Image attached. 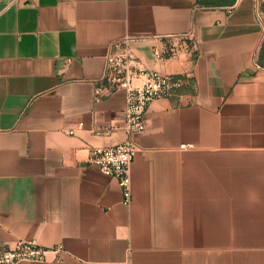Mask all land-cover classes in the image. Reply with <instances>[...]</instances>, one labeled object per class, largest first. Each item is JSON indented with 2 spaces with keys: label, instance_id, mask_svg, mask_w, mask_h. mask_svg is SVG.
<instances>
[{
  "label": "crops",
  "instance_id": "crops-1",
  "mask_svg": "<svg viewBox=\"0 0 264 264\" xmlns=\"http://www.w3.org/2000/svg\"><path fill=\"white\" fill-rule=\"evenodd\" d=\"M203 1L0 0V244L63 246L18 264H264V10ZM190 30L192 58L153 59V37ZM123 37L190 76L133 135L129 204L86 163L126 137L123 91L93 94Z\"/></svg>",
  "mask_w": 264,
  "mask_h": 264
},
{
  "label": "built area",
  "instance_id": "built-area-1",
  "mask_svg": "<svg viewBox=\"0 0 264 264\" xmlns=\"http://www.w3.org/2000/svg\"><path fill=\"white\" fill-rule=\"evenodd\" d=\"M239 0H234V3ZM145 38L123 37L110 46L106 54L102 75L93 83L96 100L108 97L117 91L124 93L123 132L125 139L109 146L88 148L86 163L102 173L113 177L121 189L122 201L129 204L132 200L131 164L138 146L133 135L145 129V115L150 103L156 99L175 96L180 88L190 84L188 74H171L149 69L136 54L134 43ZM151 56L164 61L179 55L192 58L196 53V40L193 31L153 37ZM109 128L98 130L106 134ZM69 133H73L70 130ZM190 147L192 144H182ZM61 244L45 248L32 241L18 240L13 246L0 244V264H18L21 261H46L48 252H60ZM111 264H130L129 258Z\"/></svg>",
  "mask_w": 264,
  "mask_h": 264
},
{
  "label": "rangeland",
  "instance_id": "rangeland-1",
  "mask_svg": "<svg viewBox=\"0 0 264 264\" xmlns=\"http://www.w3.org/2000/svg\"><path fill=\"white\" fill-rule=\"evenodd\" d=\"M258 2H259L258 3L259 10H261V9L264 10V0H258Z\"/></svg>",
  "mask_w": 264,
  "mask_h": 264
},
{
  "label": "trees",
  "instance_id": "trees-1",
  "mask_svg": "<svg viewBox=\"0 0 264 264\" xmlns=\"http://www.w3.org/2000/svg\"><path fill=\"white\" fill-rule=\"evenodd\" d=\"M200 1L201 3H203L204 1L203 0H198ZM230 3L229 4H233L234 3V0H228ZM205 4H211L212 2L211 1H205L204 2Z\"/></svg>",
  "mask_w": 264,
  "mask_h": 264
}]
</instances>
